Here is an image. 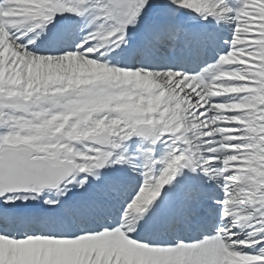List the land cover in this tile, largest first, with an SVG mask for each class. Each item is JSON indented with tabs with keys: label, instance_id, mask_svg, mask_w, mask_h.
<instances>
[{
	"label": "snow or ice",
	"instance_id": "snow-or-ice-1",
	"mask_svg": "<svg viewBox=\"0 0 264 264\" xmlns=\"http://www.w3.org/2000/svg\"><path fill=\"white\" fill-rule=\"evenodd\" d=\"M0 264H264V0H0Z\"/></svg>",
	"mask_w": 264,
	"mask_h": 264
},
{
	"label": "bare ground",
	"instance_id": "bare-ground-1",
	"mask_svg": "<svg viewBox=\"0 0 264 264\" xmlns=\"http://www.w3.org/2000/svg\"><path fill=\"white\" fill-rule=\"evenodd\" d=\"M215 57H213V59H214Z\"/></svg>",
	"mask_w": 264,
	"mask_h": 264
}]
</instances>
